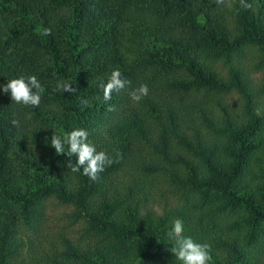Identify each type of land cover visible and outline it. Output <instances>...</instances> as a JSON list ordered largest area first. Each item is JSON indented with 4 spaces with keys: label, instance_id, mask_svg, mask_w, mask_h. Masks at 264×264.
Segmentation results:
<instances>
[{
    "label": "trees",
    "instance_id": "trees-1",
    "mask_svg": "<svg viewBox=\"0 0 264 264\" xmlns=\"http://www.w3.org/2000/svg\"><path fill=\"white\" fill-rule=\"evenodd\" d=\"M226 1L232 6L216 0H0V264H39L35 255L24 260L23 236L53 201L72 209L67 226L70 234L79 227L80 235L61 234L62 250L52 264H159L168 253L169 212H142L137 197L123 199L115 187L119 170L131 165L129 155L154 134L153 151L179 165L169 178L196 199L184 230L194 236L195 227L206 236L214 214L229 219L227 238L215 240L225 256L211 251L209 264H264L258 255L264 245V108H257L235 63L250 49L251 67L264 69V0H246L248 9L240 0ZM217 63L225 73L214 70ZM117 69L131 83L105 101L100 84ZM33 75L44 89L38 108L3 92L7 81ZM65 82L77 91L58 90ZM141 84L162 101L148 95L132 104L129 93ZM168 92L235 93L243 119L217 100L219 119L201 108V125L186 128L190 136L182 127L194 112H184ZM76 128L114 161L96 181L82 169L72 172L67 165L77 158L51 147L54 133L63 138ZM146 167L159 171L148 163L140 172ZM145 185L134 181L125 189L145 201L152 197Z\"/></svg>",
    "mask_w": 264,
    "mask_h": 264
},
{
    "label": "rangeland",
    "instance_id": "rangeland-1",
    "mask_svg": "<svg viewBox=\"0 0 264 264\" xmlns=\"http://www.w3.org/2000/svg\"><path fill=\"white\" fill-rule=\"evenodd\" d=\"M228 2L225 0L223 6H228ZM251 50H245L244 54L241 58L235 60V63L241 66L242 71L244 72L246 79L249 81L248 86L251 90V93L254 97V101L257 104V108H264V69L256 70V67H251L252 64V54ZM214 70L217 72L225 73L224 69L221 68V64L217 63L214 65ZM149 89V88H148ZM164 91L160 94L163 97ZM149 96L158 95V93H153L149 89ZM167 95L174 96V99L177 100L180 106L184 108V112H192L193 119L191 122L183 123L182 129L185 133L191 136L192 132H187V127L198 128L200 123V109L205 108L209 112H211L212 116L215 117L216 120L219 118V108L217 104V100L222 104L227 105L229 107V111L233 114L234 117H237L240 122L243 119V114L240 109L242 106V99L235 93L231 94H205V92H188L184 94L180 93H172L168 92ZM159 97V98H158ZM158 101H162L160 95L156 96ZM129 100L130 97H129ZM128 103V101H126ZM132 104H136L131 100ZM121 113V112H115ZM124 112H122L123 114ZM198 118V119H197ZM218 118V119H217ZM207 139H213L211 133L206 134ZM157 134H154L150 137V141H143L139 146L135 148V154L132 158V154H130L129 158H127V164H131L127 166L123 171L119 170V174L117 178L115 177V182L119 180L120 183H116L115 187L118 195L121 198L128 197H137L140 200V208L142 212L146 210H152L156 217L164 216L165 212H169V215L166 217V226L171 225L172 221L175 219H181L183 221L184 226L188 223L187 218L185 217V213L192 214V205L195 198L189 191H185L181 185L173 181L172 178H169V174L175 172V167L177 171L179 169L178 164L166 163L163 158L156 154L153 151L152 145H154L157 141ZM181 149V148H180ZM185 155L184 150H179ZM189 157V155L187 156ZM135 159V160H134ZM140 162L139 165L136 162ZM152 164L155 168H158V172H153L149 170L147 167L143 172H140L139 166L141 164ZM164 168V169H163ZM180 168H182L180 166ZM180 170V169H179ZM150 175V176H149ZM154 180L157 183L150 185L148 181ZM134 181H137L138 184L146 183V188L149 191V197L144 201L143 197L139 194H135L133 191H129L125 189L131 185ZM129 191V192H128ZM111 195V194H110ZM114 197V196H113ZM42 219L37 226L33 227V230H27L23 236L24 240V260L28 261V259L32 258L35 255L36 261L39 264H52V259L56 256L57 252L62 250L61 247V234L64 237L70 239L72 236L73 240H78V236L80 235L79 227L76 228L74 234H70L73 231L71 228L67 226V222H69L67 216L73 215V211L69 207L61 206L56 202H50L45 205ZM182 215H180V214ZM212 222L206 226V230L208 234L203 236L199 234L195 227H190L196 232V235L191 236L195 241L199 243H208L211 245V251L217 252L221 259L224 258L225 253L216 247L215 240L217 238L225 239L227 238V227L229 219L223 217L220 214H214L212 217ZM67 220V221H66ZM207 220L209 217L207 216ZM205 220V221H207ZM208 223V221H207ZM79 230V234L76 233ZM188 229L184 230V235L190 236ZM166 237H168L166 235ZM168 239V245H166L165 249L168 253L165 257L159 260V264H177V260H175L174 255L171 253L170 248L173 246L171 241ZM89 246H91V250H93L94 243L87 242ZM102 246V245H101ZM259 250L261 252L258 255H264V245ZM218 257V258H219ZM29 262V261H28ZM263 264V263H262Z\"/></svg>",
    "mask_w": 264,
    "mask_h": 264
},
{
    "label": "clouds",
    "instance_id": "clouds-1",
    "mask_svg": "<svg viewBox=\"0 0 264 264\" xmlns=\"http://www.w3.org/2000/svg\"><path fill=\"white\" fill-rule=\"evenodd\" d=\"M217 4H224L225 0H216ZM241 7L248 9L251 4L246 0H240ZM231 3L228 7H231ZM44 35H51L50 29H45ZM130 81L122 78L121 72L113 70L107 83H101L100 88L103 91L105 101L112 98L114 92L119 93L130 85ZM58 90L72 93L77 91L70 83L58 84ZM3 92L10 94L12 102L24 106L38 108L41 104V93L44 89L35 75L25 78L11 79L3 85ZM149 94V89L146 84H141L138 88L132 90L129 95L133 102L139 103L144 97ZM82 104L87 105V100H82ZM259 114V113H258ZM19 120L13 119L12 124L16 127L19 126ZM88 132L82 128H76L67 133L63 138L55 133L51 136V147L55 149L57 155L66 154L69 158L75 156L76 163H68L67 167L72 172H80L83 170V175L87 176L91 181H96L99 174L105 170V166H110L114 161L109 158L108 154L104 151H98L95 145L91 144L88 140ZM65 145L68 146L65 151ZM168 237L173 245L170 248L171 253L174 255L175 260L181 264H209L211 260V245L208 243H199L191 236L184 235V224L181 219L172 221V228L168 232Z\"/></svg>",
    "mask_w": 264,
    "mask_h": 264
}]
</instances>
